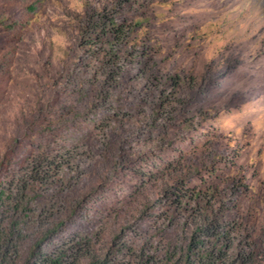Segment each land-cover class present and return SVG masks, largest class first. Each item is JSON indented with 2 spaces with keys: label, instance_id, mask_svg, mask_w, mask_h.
Segmentation results:
<instances>
[{
  "label": "trees",
  "instance_id": "16d2710c",
  "mask_svg": "<svg viewBox=\"0 0 264 264\" xmlns=\"http://www.w3.org/2000/svg\"><path fill=\"white\" fill-rule=\"evenodd\" d=\"M11 1L0 0V108L16 56L13 44L28 26L27 14L18 19L5 12ZM84 4L89 13L79 18L74 40L80 54L62 81L48 78L65 90L76 81L82 85L87 75L98 83L87 106L64 127L56 101L69 94L53 86L38 95L45 101L34 113L21 109L15 119V136L0 155V264H264V248L251 241L252 227L232 202L240 189L228 194L225 182L208 185L192 160L165 169L130 168L153 149L170 148L160 136L142 137L173 124L203 86L181 74L162 77L154 55L131 44L141 22L130 24L120 15L144 16V2ZM27 8L33 13L36 3ZM132 68L137 74L131 77ZM136 93L149 101L148 112L114 113L113 102L136 105ZM55 114L57 120L49 118ZM79 118L100 121L85 130L77 126ZM198 176L200 185L190 186Z\"/></svg>",
  "mask_w": 264,
  "mask_h": 264
},
{
  "label": "rangeland",
  "instance_id": "374dc122",
  "mask_svg": "<svg viewBox=\"0 0 264 264\" xmlns=\"http://www.w3.org/2000/svg\"><path fill=\"white\" fill-rule=\"evenodd\" d=\"M113 1L94 0L106 4ZM11 2L5 12L13 13L18 19L27 14L28 26L22 30L21 41L13 44L16 56L0 108V155L15 136V119L20 118L21 109L31 114L36 104L45 101L38 95L55 84L48 76L60 82L73 66V58L80 54L74 43L79 18L89 13L84 0ZM141 2L147 6L144 16L134 11L120 15L127 23L141 22L131 36V44L154 55L153 62H157L162 77L181 74L193 78V85L202 84L203 91L193 96L173 124L142 137L150 141L160 136L170 148L153 149L147 159L130 168L140 170L155 164L156 168L165 169L170 165H188L190 160L199 164L200 174L208 185L219 180L225 182L222 189L228 194L233 187L241 190L232 194V202L242 222L252 227L251 241L263 249L264 0ZM32 3H36L37 9L29 13L27 7ZM4 5L0 3V12ZM1 50L4 44L0 35ZM40 53L45 59L39 58ZM129 74L136 76L137 68L129 69ZM97 83L87 75L83 84L76 81L73 89L53 86L57 93L65 90L63 94H69L56 101L62 105L60 112L64 114L59 118V126H66L67 118L72 121L74 113L87 106ZM135 96L136 105L113 102L114 113L123 116L148 112L149 101L143 103L144 95ZM58 117L59 114L49 115L55 120ZM99 121L85 123L79 118L77 126L92 130ZM187 124L190 127H185ZM36 143L43 140L36 137ZM201 158L210 164L204 167ZM199 177L189 180L190 186L200 185Z\"/></svg>",
  "mask_w": 264,
  "mask_h": 264
}]
</instances>
